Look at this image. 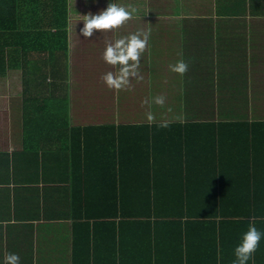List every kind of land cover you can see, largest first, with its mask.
Wrapping results in <instances>:
<instances>
[{
	"label": "crops",
	"instance_id": "0c3cea01",
	"mask_svg": "<svg viewBox=\"0 0 264 264\" xmlns=\"http://www.w3.org/2000/svg\"><path fill=\"white\" fill-rule=\"evenodd\" d=\"M109 3L133 18L81 36ZM137 31L142 79L109 90L105 48ZM0 57V264H234L264 233V0H0Z\"/></svg>",
	"mask_w": 264,
	"mask_h": 264
},
{
	"label": "clouds",
	"instance_id": "9594fccd",
	"mask_svg": "<svg viewBox=\"0 0 264 264\" xmlns=\"http://www.w3.org/2000/svg\"><path fill=\"white\" fill-rule=\"evenodd\" d=\"M135 8L121 6L117 3H109L106 10L101 11L97 15H84L82 17L83 27L80 30V35L84 38L93 36L94 31L109 32L121 28L129 20L133 18ZM149 39V34L142 31L130 34L127 37L116 39L114 43H108L103 60L113 68L118 70L108 72L101 77L109 90L126 89L130 80L139 77L140 57L145 51ZM169 70L173 73L183 76L188 71V63L183 59L176 62L174 65H169ZM144 104L149 105L154 103L163 106L165 98L157 96L143 101ZM152 115L149 114L148 120L151 122ZM162 124L161 127H166ZM262 236L264 233L259 231L255 224H250L248 230L242 235L239 244L234 248V264H248L257 251ZM4 264H19V256L15 254H8L5 257Z\"/></svg>",
	"mask_w": 264,
	"mask_h": 264
},
{
	"label": "trees",
	"instance_id": "16d2710c",
	"mask_svg": "<svg viewBox=\"0 0 264 264\" xmlns=\"http://www.w3.org/2000/svg\"><path fill=\"white\" fill-rule=\"evenodd\" d=\"M1 61L3 62V63H1ZM5 66V57H0V70L3 68ZM183 191V190H182ZM184 192V191H183ZM215 198L218 196L217 194H215V195H213ZM183 200H184V198H182L177 204H176V206L177 207H179V206H181L182 205V202H183ZM144 201H145V204H144V208H146V209H152L153 207H155L156 205H157V203L159 202V201H155V199L154 198H149V199H147L146 200V198L144 199ZM170 202H173V201H170ZM223 202V206H222V210H224V209H226V206H225V204H224V200L223 201H220V200H217V199H213L212 201H206V203H207V208H211L212 207V209H214V208H219L222 204ZM252 203V201L250 200V201H240L239 203H237L238 204V208L240 209V210H243V211H246V210H248L249 208H250V204ZM218 211V210H217ZM243 215V214H242ZM246 215V214H245ZM212 217V219L211 220H214V219H219V218H227L228 216L227 215H225V216H223V217H220L218 214H212L211 215ZM241 216V215H240ZM241 218H246L245 216H242ZM248 223V222H247ZM215 225V224H214ZM217 225V224H216ZM165 254L167 255L168 254V252H165ZM157 256H155V255H150V258H149V263L148 264H163V261H162V258L161 257H158V258H156ZM122 264V263H121ZM138 264H147L146 263V261L145 262H143V263H138Z\"/></svg>",
	"mask_w": 264,
	"mask_h": 264
}]
</instances>
